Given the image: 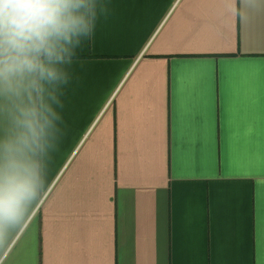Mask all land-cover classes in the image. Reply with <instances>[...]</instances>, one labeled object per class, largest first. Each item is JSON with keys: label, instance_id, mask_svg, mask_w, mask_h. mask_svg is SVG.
Returning a JSON list of instances; mask_svg holds the SVG:
<instances>
[{"label": "crops", "instance_id": "0c3cea01", "mask_svg": "<svg viewBox=\"0 0 264 264\" xmlns=\"http://www.w3.org/2000/svg\"><path fill=\"white\" fill-rule=\"evenodd\" d=\"M107 2L0 264H264V9Z\"/></svg>", "mask_w": 264, "mask_h": 264}, {"label": "clouds", "instance_id": "9594fccd", "mask_svg": "<svg viewBox=\"0 0 264 264\" xmlns=\"http://www.w3.org/2000/svg\"><path fill=\"white\" fill-rule=\"evenodd\" d=\"M261 9L264 0H231L227 10ZM110 14L107 0H0V244L46 195L78 50Z\"/></svg>", "mask_w": 264, "mask_h": 264}]
</instances>
